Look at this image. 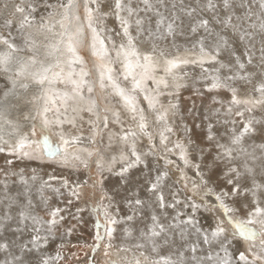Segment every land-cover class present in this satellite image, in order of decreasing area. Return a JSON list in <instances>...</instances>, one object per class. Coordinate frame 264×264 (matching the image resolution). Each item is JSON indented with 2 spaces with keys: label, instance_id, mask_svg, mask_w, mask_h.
<instances>
[{
  "label": "snow or ice",
  "instance_id": "snow-or-ice-1",
  "mask_svg": "<svg viewBox=\"0 0 264 264\" xmlns=\"http://www.w3.org/2000/svg\"><path fill=\"white\" fill-rule=\"evenodd\" d=\"M0 154V264H264V0H0Z\"/></svg>",
  "mask_w": 264,
  "mask_h": 264
},
{
  "label": "bare ground",
  "instance_id": "bare-ground-1",
  "mask_svg": "<svg viewBox=\"0 0 264 264\" xmlns=\"http://www.w3.org/2000/svg\"><path fill=\"white\" fill-rule=\"evenodd\" d=\"M182 42V41H181ZM87 55V54H86ZM89 59H90V57H89ZM188 69H195V68H193V67H189ZM196 69H199V68H196ZM197 72H198V70H197ZM190 97V99H188ZM209 100V99H208ZM180 101H181V111L182 112H184L185 113V115H187V109L188 108H190V107H192L193 106V104H195V106H196V108L198 109V110H200L201 112L203 111V109H204V107H206L209 103H208V101H206V103H202V101H201V97H198V96H196V95H193V93H192V90H191V88H188V89H182L181 90V93H180ZM203 104V105H202ZM188 122L191 124V119L189 118L188 119ZM3 163V155L2 154H0V164H2ZM20 165V164H19ZM18 165V166H19ZM31 166L32 167H34L32 164H31ZM93 167H94V165H93ZM190 175H191V172L189 173ZM83 176V175H82ZM113 183L115 182V180H113L112 181ZM34 198H35V194H34ZM85 229V224L84 225H82V227H77L76 229H75V231H76V233L72 236V237H69V241H68V239H66L65 241H64V243H65V248H64V254H65V256L66 257H68L69 255H70V253H71V249H72V246H71V241H74V239H77V238H81V237H79L80 235H79V233H81V232H83V231H85L84 230ZM86 229H87V232H90V227H89V225H88V227H86ZM80 231V232H79ZM82 235V234H81ZM84 236V235H83ZM86 237V236H85ZM83 238V237H82ZM81 241V240H80ZM58 243H59V241H58ZM78 243H79V241H78ZM82 243V242H81ZM77 250H81V251H83V252H85V251H88L87 249H80V248H77L76 247V251ZM50 251H52V249H50ZM52 254H54V251H53V253ZM86 259V257L84 256V254H83V256L79 259V260H77V259H75V258H72L71 260H70V264L71 263H73V264H75L74 262H76V264H83V262H84V260Z\"/></svg>",
  "mask_w": 264,
  "mask_h": 264
},
{
  "label": "rangeland",
  "instance_id": "rangeland-1",
  "mask_svg": "<svg viewBox=\"0 0 264 264\" xmlns=\"http://www.w3.org/2000/svg\"><path fill=\"white\" fill-rule=\"evenodd\" d=\"M189 67H192V66H189ZM197 70H198V72H197ZM188 71H190V72H192L194 75L195 74H198L199 73V69H188ZM189 84H191V80H189ZM211 95L212 94H209V93H205L204 94V96L203 97H201V101H202V103H206V101H208V103H210V97H211ZM222 97H224V98H227V93H221L220 94ZM209 99V100H208ZM203 105V104H202ZM257 115H260V111H258L257 112ZM145 143H146V141H145ZM27 162H24V163H21L20 165H19V167H25V164H26ZM34 167H38L35 163H33L32 164ZM29 167H32L31 165H29ZM45 171H51V169H45ZM43 174V173H42ZM84 176V174L83 173H81L80 174V177L81 178H83V176ZM47 177L45 176V179H46ZM71 178H75V177H71ZM52 204H56V201L55 200H53L52 201ZM62 207H63V205H61ZM70 211L71 212H74L75 211V207H72L71 209H70ZM83 216H84V219L87 221L88 220V214L87 213H84V214H82ZM76 223V221H74V220H72L71 219V216H68L67 217V219L64 221V225H65V227H67L69 224H75ZM88 223H86L85 224V231H83V232H81V233H79V237H81L80 239L79 238H77V239H74V241H71V246L72 245H78V244H80L81 242L83 243V242H88V243H91V232H87V229H86V227H88ZM77 227H82V225H77ZM89 227H90V225H89ZM80 232V231H79ZM76 233V231L74 230V232H73V234L70 236V237H72L74 234ZM82 234V235H81ZM84 235V236H83ZM86 236V237H85ZM83 237V238H82ZM66 239H68V241L70 240L69 239V237H66L65 238V240ZM81 240V241H80ZM78 241H79V243H78ZM78 248V247H77ZM73 252H75V253H77L78 255H79V257L81 258L82 256H83V251H79V250H77L76 251V247H73L72 246V249H71V253H73ZM77 262V261H76ZM76 262H74L75 264H76ZM71 264H73V263H71Z\"/></svg>",
  "mask_w": 264,
  "mask_h": 264
}]
</instances>
